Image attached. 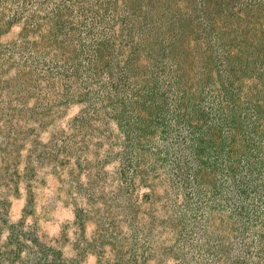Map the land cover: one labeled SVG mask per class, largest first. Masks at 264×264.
<instances>
[{
	"label": "rangeland",
	"instance_id": "1",
	"mask_svg": "<svg viewBox=\"0 0 264 264\" xmlns=\"http://www.w3.org/2000/svg\"><path fill=\"white\" fill-rule=\"evenodd\" d=\"M0 264H264V0H0Z\"/></svg>",
	"mask_w": 264,
	"mask_h": 264
},
{
	"label": "trees",
	"instance_id": "2",
	"mask_svg": "<svg viewBox=\"0 0 264 264\" xmlns=\"http://www.w3.org/2000/svg\"><path fill=\"white\" fill-rule=\"evenodd\" d=\"M222 17V12H220L219 9H216L208 19L209 30L211 32L209 38L211 42L209 41L208 44L211 49V54L215 53L217 50V57L221 56L222 52L230 55V50L223 48V46L227 45L230 40L233 41L231 34L235 31L234 27L228 28L224 25ZM214 48L215 51L213 50ZM225 58L230 59V57L227 56Z\"/></svg>",
	"mask_w": 264,
	"mask_h": 264
}]
</instances>
